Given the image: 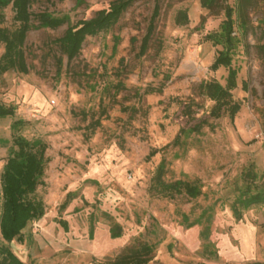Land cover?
<instances>
[{"label":"rangeland","instance_id":"1","mask_svg":"<svg viewBox=\"0 0 264 264\" xmlns=\"http://www.w3.org/2000/svg\"><path fill=\"white\" fill-rule=\"evenodd\" d=\"M112 1L32 0L33 14L67 21L46 28L32 18L23 46L28 73L0 75V104L16 107L0 117V173L13 132L45 142L43 181L34 193L44 210L20 240L0 235V247L27 264H105L144 243L154 246L147 264L264 263V204L238 214L232 206L244 169L264 180V0L247 10L245 32L233 15L232 98L241 106L232 121L226 112L209 114L213 101L200 87L224 84L227 75L223 66L210 69L226 50L220 7L211 13L199 0H134L68 61L58 42L66 27ZM156 2L155 29L141 54ZM224 4L235 8L236 0ZM179 9L187 11L184 25L175 23ZM3 12L0 26L13 29V12ZM214 32L217 44L206 38ZM162 160L166 183L196 180L202 193L166 194L153 181ZM113 223L121 235L112 236Z\"/></svg>","mask_w":264,"mask_h":264},{"label":"trees","instance_id":"2","mask_svg":"<svg viewBox=\"0 0 264 264\" xmlns=\"http://www.w3.org/2000/svg\"><path fill=\"white\" fill-rule=\"evenodd\" d=\"M134 0H114L108 9H101L90 19L78 20L75 24L68 25L58 42L62 52L66 55L68 61L72 60L80 51L86 36L96 35L111 27L121 16L123 11ZM221 0H199L200 6L209 12H215L220 7L224 14V19L220 23V35L226 50H220L210 66L211 70H216L223 66L227 70L225 83L221 84L217 80H208L200 83L204 94L213 101L209 114L218 118L225 112L232 121L240 109V102L232 98V91L237 87V69L232 66V56L229 53L233 42V33L235 32L236 14L238 27L244 32L247 29L245 15L247 10L257 0H236L235 8L229 4L219 6ZM32 0H0V24L5 20L4 9L10 7L13 12L12 20L15 23L13 29L6 26H0V75L9 71L16 70L21 73H28L29 69L24 56V42L29 30L34 26L32 18L38 21V26L46 28H57L67 20L63 17H56L43 11L33 14L30 10ZM159 15V5L156 2L145 35L142 37L140 53H145L150 37L155 29V22ZM188 22L186 9H179L175 15V23L184 25ZM214 33L206 35L208 40H212ZM244 85L242 88L244 89ZM245 90V89H244ZM14 105L0 104V117L15 114ZM22 119H17L14 126L20 128L23 124ZM202 123L196 126L200 127ZM177 138H175L176 141ZM46 143L41 139H28L13 132L8 156L0 173V235L3 240L11 241L21 239L22 230L29 221L39 217L43 213V203L40 199L34 197L37 187L42 184L44 175L46 157ZM153 150L149 155H154ZM164 171L163 160L158 164L153 181L156 185L165 189L166 194L173 196L174 193H184L189 198H197L202 192L200 185L196 180L178 179L171 183H166L162 179ZM241 186L237 188L238 192L233 200L232 206L240 213L239 208H248L256 204H264V180L258 179L256 172L251 168L244 169L241 174ZM208 210H203L195 223L207 214ZM112 236L122 234V227L118 223L110 226ZM203 238L207 234L201 233ZM154 246L144 243L137 248L129 250L116 256L112 261L105 264H147L152 258ZM216 253V251H213ZM0 264H27L18 258L9 248L0 247ZM250 264H264L263 262H252Z\"/></svg>","mask_w":264,"mask_h":264}]
</instances>
